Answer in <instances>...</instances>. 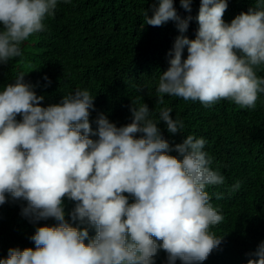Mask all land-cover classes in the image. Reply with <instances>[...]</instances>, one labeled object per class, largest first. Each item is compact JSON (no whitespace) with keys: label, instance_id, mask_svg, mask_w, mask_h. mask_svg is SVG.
<instances>
[{"label":"clouds","instance_id":"clouds-1","mask_svg":"<svg viewBox=\"0 0 264 264\" xmlns=\"http://www.w3.org/2000/svg\"><path fill=\"white\" fill-rule=\"evenodd\" d=\"M57 2L0 0V64L21 57V43L44 30ZM179 2L191 11V0ZM227 6V0H200L198 28L189 39L191 15L181 18L173 0L149 5L144 25L172 20L179 32L157 93L205 106L222 98L255 106L264 93V77L256 74L264 65V0L230 22L222 19ZM24 76L0 90V204L6 197L23 201L21 215L29 222L55 223L36 227L29 237L34 247L9 248L0 264H155L161 249L167 264H200L221 244L223 235L209 227L223 216L205 188L222 184L224 176L210 167L204 138L188 135L170 144L146 103H130L125 125L103 113L90 122L94 96L87 89L41 106L44 97ZM171 112L162 107L158 120L177 134L183 122ZM64 199L73 202L67 212ZM246 255V264H264V240Z\"/></svg>","mask_w":264,"mask_h":264},{"label":"trees","instance_id":"trees-1","mask_svg":"<svg viewBox=\"0 0 264 264\" xmlns=\"http://www.w3.org/2000/svg\"><path fill=\"white\" fill-rule=\"evenodd\" d=\"M153 3L155 0H58L54 14L43 21L44 30L21 43V57L0 64V90L24 72L25 82L44 97L41 106L59 103L63 95L78 88L87 89L94 96L90 122L103 113L118 127L125 125L131 121L130 103H146L150 118L158 122L170 144L188 135L204 138L210 167L224 176L222 184L205 188L210 203L223 216L209 231L223 238L200 264H246V253L264 240V93H258L252 108H241L223 98L205 106L199 100L157 93L159 76L168 67V50L179 32L172 20L160 26L144 25ZM199 3L191 0V11L186 12L179 0H173L181 18L193 17L184 33L189 39L195 38L198 28ZM227 4L222 19L230 22L255 7V0H227ZM256 74L264 77V65ZM162 107H170L169 115L183 122L179 133H168L158 120ZM237 181L239 188L234 189ZM217 194H222L219 199ZM23 204L11 197L0 204V258L7 256L9 248L34 247L29 237L36 227L55 223L51 218L29 222L21 215ZM64 204L66 212L73 206L67 199ZM89 235H94L92 229ZM166 256L164 250H158L155 264H167Z\"/></svg>","mask_w":264,"mask_h":264}]
</instances>
